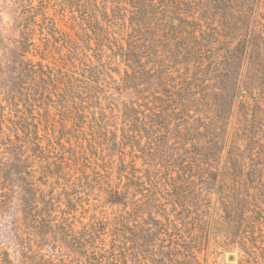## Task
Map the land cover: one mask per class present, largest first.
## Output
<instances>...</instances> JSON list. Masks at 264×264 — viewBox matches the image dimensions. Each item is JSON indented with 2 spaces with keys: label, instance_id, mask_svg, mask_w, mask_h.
<instances>
[{
  "label": "trees",
  "instance_id": "trees-1",
  "mask_svg": "<svg viewBox=\"0 0 264 264\" xmlns=\"http://www.w3.org/2000/svg\"><path fill=\"white\" fill-rule=\"evenodd\" d=\"M33 1L20 13L19 57L44 9ZM49 2L93 28L78 43L50 32L49 47L59 40L69 53L58 69L21 61L23 78L0 79V178L18 190L26 237L17 236L15 264H160L154 250L165 230L154 215L171 228L170 213L172 243L197 263L189 252L199 245L201 192L221 194L243 168L228 129L242 110L250 135L243 70L262 40L264 0ZM95 191L109 213L89 205ZM230 201L220 205L232 221ZM0 264H12L4 251Z\"/></svg>",
  "mask_w": 264,
  "mask_h": 264
},
{
  "label": "rangeland",
  "instance_id": "rangeland-1",
  "mask_svg": "<svg viewBox=\"0 0 264 264\" xmlns=\"http://www.w3.org/2000/svg\"><path fill=\"white\" fill-rule=\"evenodd\" d=\"M48 2L49 0H43L44 9L35 17V24L30 27L32 34L29 39L31 45L29 52L19 57L16 48L17 42L20 41V13L26 0H0V79L23 78L26 74L17 69L21 61L41 63L49 69H55V67L58 69L63 66L69 56L66 46L59 41L60 36H62L61 39H69L72 43H78L84 33L89 35L92 31L93 19L90 21L82 13L67 10L61 13L54 2ZM37 4L38 1L34 0L33 6L36 7ZM256 13L258 14L256 15L258 36L262 40L253 48L249 70L247 72L243 70V76L247 74L246 77L251 79L250 91L246 94L249 99H247L249 112L245 117L246 120H250V127L248 123L250 135L246 139L247 133L240 125L239 116L242 115V110L238 115L234 109L227 139V147L232 153L236 154L237 149V157L241 159L240 166L243 164V168L242 171H235L236 174L241 173V175L237 174L238 178L226 180L227 190L221 194L210 192L204 195V192H201L203 201H200L197 209L203 211L204 220L200 227H195L198 232L199 245L191 246L193 250L190 249L189 254L194 255L197 263L189 261L190 264H264V5L260 6ZM89 15L91 16L92 13L89 12ZM51 31L60 33L56 35L59 37V44L55 46L56 48H50L53 42L49 36ZM46 48L47 51L44 52ZM115 97L116 95L114 100H120ZM108 100L109 98L102 100L106 104L103 105V109L109 107ZM232 134L233 138H231ZM0 158H2L1 154ZM136 167H140V164L137 163ZM177 180L180 186L181 178ZM179 189L181 188H176L175 191L178 192ZM169 190L171 195H175L174 189ZM18 196L15 186L12 189L6 188L0 178V251L8 254L12 264H15L17 259L15 256L18 251L17 236L26 238L22 234L20 224L21 212ZM97 196L99 194L96 191L90 195L89 205L100 206L101 210L109 213L108 207L101 204L103 197L99 199L98 204L95 200L98 199ZM226 196L228 200L231 198L230 202L233 201L234 210L238 212L236 220H228V214L221 212L220 201ZM173 216V213L169 214V220L172 223L170 228L161 217L154 215L163 226L162 229L165 230L162 234L165 237H161V241L156 243L154 253L160 264H178L180 261L183 262L182 264H187V258L182 257L184 251L172 243L179 235L173 223ZM186 228H183V231L185 230L183 237L188 241L189 233L194 234V228L188 227V231ZM231 234H233L232 237ZM35 244H32L33 249H35Z\"/></svg>",
  "mask_w": 264,
  "mask_h": 264
}]
</instances>
